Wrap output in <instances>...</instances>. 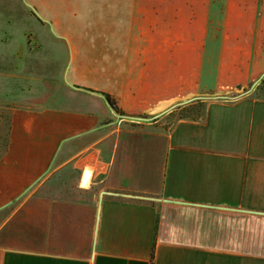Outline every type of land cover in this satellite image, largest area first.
<instances>
[{"label": "crops", "instance_id": "crops-1", "mask_svg": "<svg viewBox=\"0 0 264 264\" xmlns=\"http://www.w3.org/2000/svg\"><path fill=\"white\" fill-rule=\"evenodd\" d=\"M263 74L264 0H0V264H264Z\"/></svg>", "mask_w": 264, "mask_h": 264}, {"label": "trees", "instance_id": "trees-1", "mask_svg": "<svg viewBox=\"0 0 264 264\" xmlns=\"http://www.w3.org/2000/svg\"><path fill=\"white\" fill-rule=\"evenodd\" d=\"M252 86L254 87H263L264 88V74L261 75L258 79H256L255 81H253L251 84H249L248 86H236L234 89L239 91L240 93H245L246 91H248ZM105 98L110 102V97L104 93ZM205 103L204 101H200V100H193V98L191 99H187L184 101H180L179 103H177L172 109H178L177 115L178 118H185V117H189L190 115H198L201 113V111L204 109ZM154 115H147V114H140L138 117L142 118V119H148L149 117H152ZM151 264H152V259H151Z\"/></svg>", "mask_w": 264, "mask_h": 264}, {"label": "rangeland", "instance_id": "rangeland-1", "mask_svg": "<svg viewBox=\"0 0 264 264\" xmlns=\"http://www.w3.org/2000/svg\"><path fill=\"white\" fill-rule=\"evenodd\" d=\"M257 89H255L254 91H253V93L252 94H259L261 97H264V88L263 87H261V86H259V87H256ZM240 92L239 91H237V90H235L234 88H232V89H223V90H221V91H219V92H213V93H203V94H201V96H212V95H232V97H234V95L235 94H239ZM234 94V95H233ZM229 100H231V99H229ZM174 107V106H173ZM173 107H171L170 109H168V110H166V111H164L163 113H165L166 115H169V111H172L174 108ZM173 108V109H172ZM175 118H176V120H177V116L176 115H173ZM171 120H172V118H171Z\"/></svg>", "mask_w": 264, "mask_h": 264}, {"label": "water", "instance_id": "water-1", "mask_svg": "<svg viewBox=\"0 0 264 264\" xmlns=\"http://www.w3.org/2000/svg\"><path fill=\"white\" fill-rule=\"evenodd\" d=\"M180 101H182V100H179V101H175V102H171V103L166 104L165 106H163V107L159 108L157 111H155V115H158V114H160V113H162V112H164V111L170 109L171 107L175 106V105H176L177 103H179ZM88 174H89V171L86 170V171L84 172L83 177H82V181H81L82 184H85V183H86V180H87L86 176H87Z\"/></svg>", "mask_w": 264, "mask_h": 264}]
</instances>
